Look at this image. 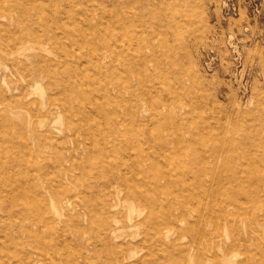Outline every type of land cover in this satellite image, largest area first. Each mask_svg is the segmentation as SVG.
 Segmentation results:
<instances>
[{
    "label": "rangeland",
    "instance_id": "obj_1",
    "mask_svg": "<svg viewBox=\"0 0 264 264\" xmlns=\"http://www.w3.org/2000/svg\"><path fill=\"white\" fill-rule=\"evenodd\" d=\"M0 2L46 43L0 54V264H264V0ZM20 60L73 107L41 142L8 112Z\"/></svg>",
    "mask_w": 264,
    "mask_h": 264
},
{
    "label": "bare ground",
    "instance_id": "obj_2",
    "mask_svg": "<svg viewBox=\"0 0 264 264\" xmlns=\"http://www.w3.org/2000/svg\"><path fill=\"white\" fill-rule=\"evenodd\" d=\"M9 6H8V8H9ZM2 7H4V6H2ZM10 8H12V7H10ZM0 9H1V7H0ZM4 17L5 16L0 11V18L2 19ZM3 21H5V20H3ZM7 26L9 27V25H7ZM2 30H4V28ZM38 39L39 38L38 37H35L34 35L33 36H21V37H19V36H16V34H14V35L8 34V32H5V34H3V35H1V33H0V54H4L6 56H10L11 58L17 57V59H22L23 57L24 58H28L29 57V54L31 52L36 51V50H42L46 46V43L45 42H40ZM86 47H89V46H85V48ZM76 49H77V47H76ZM96 50H98V48H96ZM3 59H5V57ZM9 60H10V58H9ZM11 64H12V66L13 65L15 66L16 74H17V77L19 78V80L21 82L20 83L21 85L17 84V87L14 88L15 93H13V90H10V91L8 90V92L9 93L11 92V94L13 93L12 94V97H11L12 100H15L16 98H18V99H24V101L20 105H17V104L13 105L12 104L11 106H9L8 112L10 114H12V115H15V116H18L19 117L20 114L22 113L21 111H29L28 114H29L30 117H29V124L28 125H30V127H32V130L34 132V135H35L34 140H36L38 142H41L40 137H41L42 131H43V129L46 128V123L48 121H50V119L52 118V116L54 114H58V115H61L62 116L65 113L64 112L65 108H66V111L67 112H70L71 110H73L72 109L73 107L71 105L69 107H66V104L63 103V99H62V97L64 95V91L63 90L54 91V97L53 96H46V88L49 89L51 87V85H52L50 79L46 78V77H48V75H47L48 73L46 71H39L35 76H33L32 70H29V68L25 65V63L22 60H20L19 62H15V64L14 63H10V65ZM104 66L108 70H110L111 68L112 69L114 68V67H111L110 64H105ZM56 71H57V73H58V75L60 76V79H61L62 78V75H63L62 72L59 69L56 70ZM54 74H55V71H54ZM62 81H63V79H62ZM35 85L37 86V88H36L37 92L41 94V100H31L30 98L29 99L28 98L26 99V94L25 93H27V90L30 87L33 88V86H35ZM44 86H45V88H44ZM33 90H35V89L33 88ZM27 97H30V95L27 94ZM67 140L70 141L73 144L72 146H74L75 149L78 148V146H79L78 145V140H77V138H76L75 135H72L71 137L67 138ZM38 146H40V145H38ZM43 146L44 145H42L41 147H43ZM169 175H170V173H169ZM66 176H67V178H69L68 174H66ZM119 180H120V177L119 176H114L113 179H112V181H114V184L115 183H118ZM74 182H76V180H74ZM108 182L111 183L110 181H108ZM108 187H110V188L113 187L114 188L113 184H110ZM114 189H116L118 191V188H114ZM133 195L137 199L140 198L139 192H137V191H134L132 193V196ZM126 200L129 201L131 199L126 198ZM68 205H71V204L68 203ZM137 209L138 208L135 207L133 211H135ZM185 218H186V216L184 214H181L180 216H178V215H175V216L174 215H171L170 218L168 217V219L162 225V227H163L162 244H165L170 239L171 231H170L169 227L170 226H174V225L178 224L179 222L185 221L184 220ZM144 224L141 223L139 225L144 226ZM176 227H178V226H176ZM203 236L206 237L205 234ZM179 239L181 240V238H179ZM148 242H150V241H148ZM195 242L198 243L197 241H195ZM195 242H194V244H195ZM121 245H122V242H121ZM137 245L139 246V244H137ZM111 247L114 248V246H112V245H111ZM124 247H126V246H124ZM139 247L141 248V246H139ZM141 249L143 250L145 248H141ZM132 251H134V250L132 249ZM143 251H145V250H143ZM111 253H113L112 250H111ZM116 254H117V252H116ZM136 254H137V252H136ZM168 256L171 257L170 254ZM123 257L124 256H122V258ZM201 257H202V255H201ZM126 258H127V256H126ZM176 259L178 261L180 260L177 257H176ZM65 261H66L67 264H69V262H67V259ZM122 262H123V259L117 258L116 263L121 264ZM136 262H137L136 264H149V261H148V258L147 257L146 258H141L140 260H138ZM214 263H215V261H214Z\"/></svg>",
    "mask_w": 264,
    "mask_h": 264
}]
</instances>
